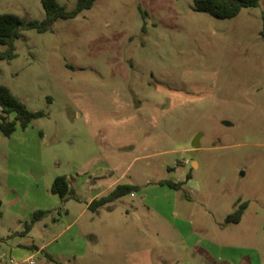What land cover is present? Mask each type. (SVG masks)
<instances>
[{
    "label": "rangeland",
    "instance_id": "1",
    "mask_svg": "<svg viewBox=\"0 0 264 264\" xmlns=\"http://www.w3.org/2000/svg\"><path fill=\"white\" fill-rule=\"evenodd\" d=\"M7 13L44 17L40 0H0ZM263 35L264 0L229 20L192 0H95L48 32L21 31L0 86L43 117L0 133V255L264 264ZM59 176L72 199L50 193ZM116 185L137 190L81 213ZM37 211L48 214L22 236Z\"/></svg>",
    "mask_w": 264,
    "mask_h": 264
},
{
    "label": "trees",
    "instance_id": "2",
    "mask_svg": "<svg viewBox=\"0 0 264 264\" xmlns=\"http://www.w3.org/2000/svg\"><path fill=\"white\" fill-rule=\"evenodd\" d=\"M260 0H192L193 10L208 14L217 20H229L236 17L244 8H256ZM95 0H77L72 9L61 6L56 0H40L44 17L41 21H26L15 14L0 15V60L10 61L16 57L14 42L20 36L21 31L32 30L42 34L51 30L57 20H72L82 11L90 9ZM144 15V13H143ZM145 16V15H144ZM264 39V35H263ZM43 117L40 111H29L26 106L0 86V133L9 138L17 127L25 129L31 122ZM190 177L187 176L186 180ZM184 183L171 181L161 182V186H167L173 190H179ZM137 187L130 185H116L106 196L94 199L88 205V210L96 212L127 194L136 191ZM50 193L58 196L60 200H66L73 196L70 188V180L65 176L56 177L50 187ZM246 203H243L233 214L227 216L225 222L237 223L240 220ZM48 212L37 211L33 213L30 223L25 224L22 236L30 232L32 224L42 219Z\"/></svg>",
    "mask_w": 264,
    "mask_h": 264
},
{
    "label": "crops",
    "instance_id": "3",
    "mask_svg": "<svg viewBox=\"0 0 264 264\" xmlns=\"http://www.w3.org/2000/svg\"><path fill=\"white\" fill-rule=\"evenodd\" d=\"M16 131V130H15ZM13 135V134H12ZM11 135V136H12ZM10 136V137H11ZM9 137V138H10ZM32 175H33V177L35 178V179H37V178H40L42 175L41 174H38V173H34V172H32ZM55 196V195H54ZM68 199H72V198H68ZM67 199V200H68ZM95 198L94 197H92V198H90L89 199V201L88 202H86L85 203V206H84V208H83V210H82V212L81 213H83L84 211H86V210H88V205L90 204V202L92 201V200H94ZM47 212V211H46ZM40 221V220H39ZM26 235H28V233L26 234ZM31 248H33V249H36L37 251H38V249L35 247V246H32ZM6 259V256H5V254H1L0 255V261H6L5 260ZM10 259H12V258H9V259H7V261L8 260H10ZM13 260V259H12ZM30 260V259H29ZM29 260H28V264H29ZM14 261V260H13ZM14 264H21L20 262H15L14 261ZM35 264V263H34Z\"/></svg>",
    "mask_w": 264,
    "mask_h": 264
},
{
    "label": "built area",
    "instance_id": "4",
    "mask_svg": "<svg viewBox=\"0 0 264 264\" xmlns=\"http://www.w3.org/2000/svg\"><path fill=\"white\" fill-rule=\"evenodd\" d=\"M0 264H14V261L12 259L8 261H0ZM29 264H34L32 260H29Z\"/></svg>",
    "mask_w": 264,
    "mask_h": 264
},
{
    "label": "water",
    "instance_id": "5",
    "mask_svg": "<svg viewBox=\"0 0 264 264\" xmlns=\"http://www.w3.org/2000/svg\"><path fill=\"white\" fill-rule=\"evenodd\" d=\"M197 145V142L195 141L194 143H193V146H196Z\"/></svg>",
    "mask_w": 264,
    "mask_h": 264
}]
</instances>
